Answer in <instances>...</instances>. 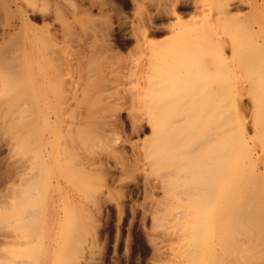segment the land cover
<instances>
[{
    "label": "rangeland",
    "instance_id": "obj_1",
    "mask_svg": "<svg viewBox=\"0 0 264 264\" xmlns=\"http://www.w3.org/2000/svg\"><path fill=\"white\" fill-rule=\"evenodd\" d=\"M22 13L25 24L0 44L11 59L0 58V264H241L253 255L245 263L263 264L264 0H0V30ZM226 114L246 132L248 153L235 150L233 125L222 144ZM201 173L214 186L189 200L206 204L185 203L187 176L198 191ZM229 178L253 179L243 184L250 194ZM243 192L253 194L251 212ZM198 205L199 231L180 228L195 222L182 208ZM229 209L263 221L257 233L247 226L262 238L238 236Z\"/></svg>",
    "mask_w": 264,
    "mask_h": 264
},
{
    "label": "bare ground",
    "instance_id": "obj_2",
    "mask_svg": "<svg viewBox=\"0 0 264 264\" xmlns=\"http://www.w3.org/2000/svg\"><path fill=\"white\" fill-rule=\"evenodd\" d=\"M131 2H132V1H131ZM174 5H175V4H174ZM180 5H181V4H180ZM10 6H11V5H10ZM10 6H9V5H8V6L6 5V10H7L8 12L11 11V7H10ZM18 8H20V6H19ZM170 8H171V7H170ZM15 9H16V8H15ZM15 9H14V10H15ZM174 9H175V8H174ZM14 10H12V11H14ZM16 10H19V9H16ZM181 11H182V10H181ZM14 12H15V11H14ZM14 12H13V13H14ZM174 12H176V10H174ZM165 13H166V12H165ZM179 13H180V12H179ZM173 14H174V13H173ZM19 16H20V17H19V19H17V23H16L15 20H13V21H11L10 23L7 24L6 28H2V29L0 30V44H1V43H4V42H6V41H7V43H8V41H10V39H11V37H12L11 32H13V30H15L16 28L18 29L19 27H17V26L22 27L21 25H22V24H25V22H26V18L23 16V13H22L21 15H19ZM159 16H160V15H159ZM180 18H181V17H180ZM156 19H157V18H156ZM151 21H152V20H151ZM153 22H154V21H153ZM162 22H163V21H162ZM18 23H19V24H18ZM146 24H147V23H146ZM146 24H145V25H146ZM162 26H163V25H162ZM145 29H148V27H147V28L145 27ZM145 29H144V31H141V32H140V35H139V37L137 38V41H139V40H140V41L145 40V37H146V35H147V32H146ZM142 30H143V29H142ZM16 33H17V32H16ZM202 33H203V32H202ZM137 34H138V33H137ZM13 35H14V34H13ZM11 41H12V40H11ZM14 41H15V37H14L13 42H14ZM18 41H19V40H18ZM13 42H12V43H13ZM9 43H11V42H9ZM14 43H15V42H14ZM2 45H3V44H2ZM5 45H7V44H5ZM10 45H12V44H10ZM20 46H21V45H20ZM8 48H9V52H11V51H10V48H11V47L9 46ZM2 49L5 50L4 47H3V48L0 47V50H2ZM1 52L3 53V50H2ZM5 53H6V52H5ZM3 54H4V53H3ZM9 54H11V53H9ZM0 55H1V54H0ZM7 55H8V54H5V55H4V59H3V57H0V58L3 59L2 62L5 60V58L7 59V58L9 57V55H8V57H7ZM1 56H2V55H1ZM19 56H20V55H19ZM13 57H14V58H17L18 55H17V57H16V55H14ZM8 60H9V58H8ZM10 60H11V59H10ZM10 60H9V61H10ZM14 60H17V59H13V60H12V61L15 63ZM149 60H150V59H149ZM0 61H1V60H0ZM12 61L10 62L11 65H12V63H13ZM6 62H7V61H6ZM6 62H4V63H6ZM0 63H1V62H0ZM4 63H3V64H4ZM7 64H8V63H6V65H2V66H7ZM16 64L18 65V64H20V63H17V62H16ZM16 64H15V66H17ZM21 64H22V63H21ZM21 64H20V65H21ZM0 65H1V64H0ZM20 65H19V67H20ZM9 66H10V65H9ZM11 67H12V69H13V65H12ZM0 68H3V67L0 66ZM7 68H8V67H7ZM4 69H6V68L4 67ZM8 69H10V68H8ZM8 69H7V70H8ZM12 69H11V70H12ZM17 69H18V68H17ZM11 70H10V71H11ZM14 70H16V69H14ZM14 70H12V71H14ZM8 71H9V70H8ZM10 71H9V72H10ZM5 72H6V70H5ZM16 72H18V71L16 70ZM18 73H19V72H18ZM21 73H23V72H21ZM9 74H10V73H9ZM12 74H13V72H12ZM14 74H15V72H14ZM23 74H24V73H23ZM10 75H11V74H10ZM10 75H9V76H10ZM17 75H18V74H17ZM6 76H7V75H6ZM10 77H11V76H10ZM13 77H14V76H13ZM13 77H12V78H13ZM18 77H20V75H19ZM21 79H22V77H21ZM260 82H261V81H260ZM21 83H22V82H21ZM243 83H244V82H243ZM251 83H252V82H251ZM258 84H259V83H258ZM237 85H238V84H237ZM235 87H236V86H235ZM236 88H238V87H236ZM241 89H242V87H241ZM256 89H258V88H256ZM260 90H261V89H260ZM235 91H236V90H235ZM238 91H239V89H238ZM252 91H253V90H252ZM256 91H257V90H256ZM241 92H242V90H241ZM241 92L239 91V92H238V95H239V93L241 94ZM249 92H250V91H249ZM250 94H251V93H250ZM224 96H225L224 98H226V95H224ZM236 96H237V94L235 93V97H236ZM239 96H240V95H239ZM227 97H228V98H226V99L228 100V99H229V95H227ZM258 97H259V96H258ZM258 97H257V98H258ZM226 99H225V100H226ZM237 99H238V96H237ZM235 100H236V98H235ZM239 100H240V99H239ZM258 100H259V99H258ZM236 102H239V101L236 100ZM257 102H258V101H257ZM257 102H256V103H257ZM225 103L227 104V102H225ZM259 103H260V102H259ZM221 104H222V103H221ZM223 104H224V103H223ZM223 104H222V105H223ZM235 104H236V103H235ZM231 105H232V103H231ZM255 105H257V104H255ZM236 106H237V105H236ZM260 106H261V105H260ZM230 107H231V106H230ZM222 109H223V108H221V110H222ZM258 109H260V108H258ZM263 109H264V107H263ZM219 111H220V110H219ZM219 111H218V113H219ZM223 111H224V109H223ZM259 111H261V110H259ZM228 112H229V110H228ZM228 112H226V113H228ZM257 112H258V111H257ZM261 112H262V111H261ZM229 113H231V112H229ZM259 113H260V112H259ZM254 114H255V113H254ZM222 115H223V114H221V117H222ZM226 115H227V114H226ZM228 115H229V114H228ZM228 115H227V121H226V119H224L226 122H228V121L230 122L232 119H231V120H228V119L235 117L233 114H232V115L230 114V115H231L230 117H229ZM235 115H236V114H235ZM256 115H257V113H256ZM261 115H262V116H260V117H256V118L260 119L261 117H264L263 114H261ZM223 116H225V115H223ZM224 118H226V117H224ZM235 118H236V117H235ZM235 118H233V120H234ZM256 118H255V119H256ZM220 120H221V118H220ZM222 120H223V117H222ZM233 120L231 121V124H229V125H227V126L225 125V126H226L225 129L223 128V129H220V130H222V131L224 130V131H225V130L227 129V127L230 128V129H232V130L235 129L234 131L230 130V134H231V131L235 133V135H234V133H232L233 136H234V138H232V139L235 140V144H236V147H237V149H235V148H234V149H235L236 151L238 150L239 153H240V151L243 150V149L245 150V152H247L246 150L249 149V148L245 146V145H247V143L244 144L245 141H243L244 139H246V138H244V136H243V134L246 133L245 130H244L245 128L243 129L245 133H243V131L240 130V129L242 128L241 125H240L241 123L239 122V123H240V124H239V125H240V127H239L240 129H239V128H237L238 126H235L236 124H238V122L236 123V121H235V125H233V124H234V123H233ZM253 121H256V120L253 119ZM253 121H252V123H253V125H254L255 122H253ZM258 121H259V120H257V122H258ZM226 122H225V123H226ZM229 122H228V123H229ZM257 122H256V125H257ZM226 124H227V123H226ZM258 124H259V122H258ZM232 125L235 126L234 129H233V126H232ZM256 125H254V126H256ZM263 125H264V124H263ZM229 126H231L232 128L229 127ZM259 126H260V125L256 126V127H258V129H257L258 131L255 130V129H256L255 127H253L254 130L256 131V133H258L259 130H261V129L259 128ZM260 127H261V126H260ZM153 129L159 130V129H166V128L154 127ZM263 129H264V128H263ZM228 130H229V129H228ZM228 130H226V132H224V133L220 132V133L222 134V135L220 134L221 139H222V137H225V136H224L225 133L228 134ZM262 132H263V131H262ZM262 132H261V133H262ZM259 134H260V133H259ZM262 134H263V133H262ZM225 135H226V134H225ZM256 135H257V134H256ZM246 136H247V135H246ZM257 136H258V135H257ZM259 136H261V135H259ZM259 136H258V137H259ZM262 136H264V134H263ZM262 136H261V137H262ZM225 138H226V137H225ZM229 138H230V137H229ZM229 138H228V139H229ZM228 139H226V140L228 141ZM224 140H225V139L223 138V139H222V144H223V143H224V144L226 143V142H225L226 140H225V141H224ZM229 140H230V139H229ZM234 140H233V142H234ZM246 141H247V140H246ZM227 143H228V142H227ZM229 143H231V142L229 141ZM22 145H24V144H22ZM225 146L228 147L227 145H225ZM245 147H246V148H245ZM249 147H250V146H249ZM241 148H243V149H241ZM227 149H228V148H227ZM227 149H226V150H227ZM250 149H251V147H250ZM227 151H228V150H227ZM227 151H225L224 154H226ZM251 151H252V150H249L250 153H252ZM229 153H230V150H229ZM229 153H227L228 156H229ZM243 153H244V152H243ZM243 153H241V156L243 155ZM247 153H248V152H247ZM247 153H245V157H246V154H247ZM233 154H238V153L233 152V151L231 152V155H230L231 157H229V160L231 159V161H232V156H234ZM247 155H248V154H247ZM249 155H250V154H249ZM224 156H225V155H224ZM226 156H227V155H226ZM226 156H225V159L228 158V157L226 158ZM236 156H237V155H235L234 158L239 160L238 157L240 156V154H239V156H237V158H236ZM243 157H244V156H243ZM243 157H240V159L242 158L241 162H243ZM234 158H233V159H234ZM251 158H252V157H251ZM251 158H250V156H249L248 158H244V159L250 161ZM23 160H24V159H23ZM227 160H228V159H227ZM180 161H181V160H180ZM234 161H235V160H234ZM237 162H240V160L237 161ZM237 162H236V163H237ZM244 162H245V161H244ZM244 162H243V163H244ZM20 163H21V162H20ZM233 163H235V162H233ZM236 163H235V164H236ZM17 164H18V163H17ZM21 164H22V163H21ZM21 164H20V165H21ZM235 164H234V165H235ZM241 164H242V163H241ZM241 164H240V166L243 167V164H242V165H241ZM24 165H25V164H24ZM187 165H188V164L185 163V166H186V168H185V171H186L185 176L188 175L187 172H192V171H193V169H192L189 165H188V167H187ZM229 165H230V164H229ZM229 165H227V166H229ZM237 165H238V164H237ZM237 165H235V168H236ZM15 166H16V165H15ZM21 166H22V165H21ZM40 166H41V165H40ZM40 166H38L37 168H40V170H41L42 168H41ZM227 166H226V168H228ZM238 166H239V165H238ZM238 166H237V167H238ZM19 167H20V166H19ZM19 167H18V168H19ZM23 167H24V166H23ZM26 167H28V166L26 165ZM229 167H230V166H229ZM183 168H184V167H183ZM24 169H25V167H24ZM27 169H28V168H27ZM34 169H36V168H34ZM176 169L178 170L177 167H175V170H176ZM230 169H231V168H230ZM238 169H240V167H238ZM15 170H16V169H15ZM36 170H37V169H36ZM175 170H174V171H175ZM226 170H228V169H226ZM232 170H233V171H231V173H234V167H233ZM18 171H19V170H18ZM21 171H23V170H21ZM24 171H25V170H24ZM236 171H237V168H236ZM243 171H244V170H243V168H242L241 173H242V174H244V173L246 174L247 171H244V173H243ZM32 172H33V171H32ZM238 172H239V171H238ZM34 173H35V172H34ZM38 173H40V172H37V174H38ZM235 173H237V172H235ZM239 173H240V172H239ZM239 173H238V174H239ZM251 173H252V171H251ZM31 174H32V173H31ZM177 174H178V173H176V176H177ZM182 174H183V173H181V175H182ZM227 174H228V173H227ZM248 174H249V172H248ZM248 174H247V175H248ZM259 174H260V173H259ZM38 175H39V174H38ZM181 175H178L177 177H180V178H181V177H182ZM228 175H230V174H228ZM228 175H227V177H229ZM232 175H233V174H232ZM232 175H231V176H232ZM247 175H246V176H247ZM30 176L32 177V175H30ZM33 176H34V174H33ZM171 176H172V174H171ZM174 176H175V175H174ZM174 176H172V177H174ZM176 176H175V177H176ZM183 176H184V174H183ZM235 176H237V175H234V177H235ZM240 176L243 177V175H240ZM240 176H238V177H240ZM244 176H245V175H244ZM260 176H261V175H260ZM28 177H29V176H28ZM28 177H27V178H28ZM232 177H233V176H232ZM238 177H237V178H238ZM33 178H34V177H33ZM33 178H31V179H33ZM197 178L200 180V185H199L198 188H197L198 191H193V190L191 189V181H190V179L188 178V176H187V179L189 180V182L187 183V188L185 189L184 192L182 191V192L187 196L186 198H184V199H185L184 202H185V203H190V205H192V204H199V203H200L199 205H201L202 203L206 204V200H205V199L191 200V202H190L189 198H190L193 194H196V193L199 194V195L202 194V193H204V192L209 193V192L212 190L211 186H212V187L214 186V184H213V182H212V183H211V186H210V189L208 188L207 177H206L205 174H202V173H201V174L198 175ZM235 178H236V177H235ZM235 178H232V179H234V181H236L237 179L235 180ZM248 178H249V175H248L247 179H248ZM257 178H261V177H257ZM24 179L26 180V177H25ZM24 179L22 180V181H23V182H22L23 184H24V182H25ZM227 179H228V178H227ZM232 179H231V180H232ZM241 179L243 180V178H241ZM247 179H245L246 183H242V184H239V181H236V182H238L239 186H238V185H235V186H234V189H236V191L234 190V192H236V193L238 192L236 186H237L238 188H240V185H241V188H242L243 184L245 185V184H247V183H250V184L253 183V182H250V181L253 180V179H251V180H250V179L247 180ZM261 179L263 180V178H261ZM229 180H230V178H229ZM231 180H230V181H231ZM238 180H239V178H238ZM242 180H240V181H242ZM259 180H260V179H259ZM28 181H30V180H28ZM28 181H26V182H28ZM40 181H41V180H39V183L42 182V181H41V182H40ZM234 181H233V182H234ZM253 181H254V180H253ZM231 182H232V181H231ZM233 182H232V183H233ZM236 182H234V183L236 184ZM243 182H244V181H243ZM28 183H29V182H28ZM36 183H37V182H36ZM36 183H35V184H36ZM42 183H43V182H42ZM234 183H233V184H234ZM168 184H169V183H168ZM230 184H231V183H230ZM233 184H231V185H233ZM250 184H248L249 187H251ZM259 184H260V183H259ZM33 185H34V184H33ZM37 185H39V184H37ZM42 185H44V184H42ZM252 185H254V184H252ZM255 185H258V184H255ZM261 185H262V184H261ZM261 185H259V186L261 187ZM3 186H4V185H3ZM8 186H9V185H8ZM22 186H23V185H22ZM35 186H36V185H35ZM248 186H247V185H246L245 187L243 186L242 189H243V190L246 189L245 191H247L248 188H246V187H248ZM5 187L7 188V185H6V184H5ZM9 187H10V186H9ZM9 187H8V188H9ZM33 187H34V186H33ZM38 187H39V186H38ZM257 187H258V186H257ZM8 188H7V189H8ZM241 188H240V189H241ZM244 188H245V189H244ZM251 188H253V186H252ZM262 188H263V191H264V187H263V186H262ZM9 189H10V188H9ZM14 189H15V188H14ZM35 189H36V187H35ZM15 190H16V189H15ZM20 190H23V189H20ZM39 190H40V189H39ZM42 190H44V189L42 188ZM243 190H241V191H243ZM250 190H251V189H250ZM250 190H249V192H250ZM255 190L257 191L258 189L255 188L254 190L252 189L251 191L254 192ZM13 191H14V190H13ZM17 191H18V190H17ZM27 191L29 192V190H27ZM245 191H244V192H245ZM256 191H255V193H256ZM259 191H260V189H259ZM8 192H9V191H8ZM8 192H7V193H8ZM14 192H15V191H14ZM20 192H21V191H20ZM37 192H38V191H37ZM199 192H202V193H199ZM239 192H240V190H239ZM244 192H243V194H240V198H241V195H242V197H243V195H245L246 192H245V193H244ZM257 192H258V191H257ZM21 193H22V192H21ZM23 193H24V192H23ZM23 193H22V194H23ZM240 193H242V192H240ZM247 193H248V191H247ZM255 193H254V194H255ZM258 193H259V192H258ZM15 194L17 195L16 192H15ZM248 194H250V193H248ZM10 195H11V194H10ZM10 195H8V196H10ZM252 195H253V194H252V192H251V195H249V198H248V197H247V198H248V199H251V198H252ZM259 195H260V194H259ZM261 195L263 196V193H262V192H261ZM246 196H247V195H246ZM246 196H245V197H246ZM255 196H256V195H255ZM262 196H261V198H262ZM17 197H18V195H17ZM23 197H24V198L22 199V201L25 202V200H26L27 198H26L25 196H23ZM235 197H236V198H235V199H236L235 202H237V199L239 198V196H238V198H237V194H236ZM250 197H251V198H250ZM11 198H12V197H11ZM247 198H246V199H247ZM261 198H260V199H261ZM241 199L244 200V202L241 200L243 203H245L246 201H248V202L245 203V204H248V203L251 204V203L253 202L252 200H254V199L252 198V199H251L252 202H249V200H246L245 198H241ZM12 200H15V201H16V199H14V197H13ZM29 200H30V198H29ZM245 200H246V201H245ZM27 201H28V199H27ZM36 201H37V199H36ZM40 201H41V200H40ZM175 201H176V200H175ZM175 201H171V203L173 204V202L175 203ZM241 201H240V202H237V204H238V203H242ZM20 202H21V201H20ZM176 202H179V201L177 200ZM211 202H213V200H211ZM232 202H233V201H232ZM232 202H231V205L233 206V203H232ZM10 203H11V202H10ZM14 204H15V202H14ZM35 204H36V203H35ZM42 204H43V203H41V205H42ZM229 204H230V203H229ZM245 204L237 205V210H238V208H239V209L241 208V207H238V206H241V205H242V206L244 207V209H245V211H244V209H243V212H244V213L247 212L248 209L245 208V206H246ZM252 204H253V203H252ZM199 205L197 206V208L189 207V206H188L189 208H186V207H183V208H182V211H183L182 213L185 214V212H187V214H185V215L183 214L184 216H187V215H188L187 217H189V214H190V215L194 214L192 218L195 219V220H194L195 222H193V223H191V222L188 223V222H189V221H188L187 223H184V222L182 221V222H183V223H182V222L180 221V223H181V224L179 225L180 228L183 227V230H185L184 228H186V230L188 229L189 232H190V230H191V232H192V231H196V233H197V230H198L199 228L202 227V226L200 227V221H199V220H196V218H197L196 216L199 215V212L197 211V210H199V208H200ZM244 205H245V206H244ZM38 206H39V205H38ZM38 206H37V208H39ZM232 206H230V209H231V210H233V207H232ZM253 206H254V205H253ZM253 206H251V207L253 208ZM18 207H19V206H18ZM40 207H41V206H40ZM246 207H249V204H248ZM235 208H236V207H235ZM252 208L249 207V209H251L250 212L252 211ZM28 209H29V208H28ZM30 209H31V208H30ZM32 209H33V212H36V211H34L35 208L32 207ZM230 209H229V210H230ZM37 210H38V209H37ZM172 210H173V209H172ZM174 210H175V209H174ZM180 210H181V208H180ZM186 210H187V211H186ZM231 210H230V212H229V213L232 214V216L230 217V218H231L230 220H232V217H233V219L235 218V217L233 216V213H234V215L237 213V210H236V213L233 212L234 210L231 212ZM240 210H241V212H242V209H240ZM256 210H257V208L254 209L253 212L255 213ZM258 210H259V208H258ZM27 211H28V210H27ZM28 212H30V211H28ZM28 212H27V213H28ZM175 212H176V210L174 211V213H175ZM197 212H198V213H197ZM239 212H240V211H238L237 217L239 216V218H240V217H242V218L239 219V218L236 217V218H235V219H237V220H236V223H237V224L240 223V226H242V223H241V222H244V223H247V222H248L247 225H244V226H245V228H247V229L249 228V230L246 231V230L244 229V227L242 226L243 229H244L245 231L242 230L244 233H243L242 231L240 232V231H239V230H240V226H238V230H237V231H238L239 233H238L237 231L235 232V229H237V224H236V225H235L236 227H235V229H234V232H235L234 235H235L236 233H238V236H240L239 234L242 233L243 235L241 234L242 236H240V237L243 238V237L246 236L245 234H246L247 232L252 231V230H250V229L253 228V230H254V227H255V230H256L257 228H260V227H261V224H262L263 221H261V223L259 222L260 225H259V224L256 225L255 223L258 221V219H257V220L253 219V217H255V216L252 217V219L255 221L254 224L256 225V226H254V227H253L254 224H251V222H254V221H251V222H250L249 220H245L246 217L244 218L243 215H246V214L248 215L249 211H248L246 214L243 213V214H241V215L239 214ZM36 213H37V212H36ZM36 213H33V214H36ZM170 213H173V211L170 210ZM170 213H169V214H170ZM257 213H258V212H257ZM259 213L261 214V211H259ZM21 214H22V213H21ZM23 214H24V213H23ZM31 214H32V212H30V214H28V215L31 216ZM33 214H32V215H33ZM177 214H178V213L175 214L176 217H177ZM179 214H180V213H179ZM250 214H251V213H249L248 216H251ZM25 215L27 216L26 212H25ZM183 215H180V216H183ZM195 215H196V216H195ZM255 215H256V214H255ZM257 215L260 216V218H263L261 215H259V214H257ZM6 216H7V215H6ZM19 216H20V215H19ZM19 216H18V217H19ZM21 216H22V215H21ZM26 216H25V217H26ZM169 216H170V215H169ZM194 216H195L196 218H194ZM235 216H236V215H235ZM7 217H8V216H7ZM7 217H5L4 220H6V219L9 218V217H8V218H7ZM173 217H174V215H173ZM178 217H179V216H178ZM198 217H199V216H198ZM14 218H15V217H14ZM27 218H28V216H27ZM30 218H34V217H30ZM35 218H36V217H35ZM171 218H172V215H171ZM179 218H180V217H179ZM190 218H191V217H190ZM17 219H18V218H16V220H17ZM19 219H20V218H19ZM175 219H176V218H175ZM243 219H244L245 221H243ZM248 219H251V218L249 217ZM14 220H15V219H14ZM14 220H13V221H14ZM16 220H15V222H14L15 224H16ZM173 220H174V219H173ZM186 220H187V219H186ZM202 220H203V219H201V221H202ZM239 220H241V221L239 222ZM8 221H9V219H8ZM19 221H20V220H19ZM19 221L17 220V222H18L17 224H20V223H21V222H19ZM191 221H192V220H191ZM6 222H7V221H6ZM6 222L4 221V223H6ZM203 222H204V221H203ZM230 222L233 223V221H230ZM234 222H235V221H234ZM249 222H250V223H249ZM9 223H11V222H9ZM244 223H243V224H244ZM2 224H3V223H2ZM17 224H16V225H17ZM21 224H22V223H21ZM178 224H179V223H178ZM248 224H249V226L252 225V226H250V227H252V228L247 227ZM3 225L8 227L9 225H12V224H9V225H7V224H3ZM229 225H232V226H233L234 224H229ZM257 226H258V227H257ZM176 227H177V226H176ZM198 227H199V228H198ZM173 228H174V227H173ZM178 228H179V227H178ZM180 228H179V230H182V229H180ZM231 228H232V227H231ZM233 228H234V227H233ZM189 229H190V230H189ZM241 229H242V228H241ZM261 229H262V228H261ZM174 230H175V232H176L177 229L174 228ZM174 230H173L172 232H174ZM183 230H182V231H183ZM186 230H185V231H186ZM200 230H203V229H200ZM228 230H229V229H228ZM230 230H231V229H230ZM232 230H233V229H232ZM232 230H231V231H232ZM255 230H254V231H255ZM263 230H264V228H263ZM263 230H262V231H263ZM27 231H28V230H27ZM185 231H183V234H184ZM188 231H187V232H188ZM198 231H199V230H198ZM254 231L251 232V233H250V232L247 233V235H248V236H251V235H254V234H256V233L258 232V231L256 230L257 232L255 231L256 233H254ZM180 232H181V231H180ZM189 232L186 233V234L189 235ZM232 232H233V231H232ZM263 232H264V231H263ZM193 233H195V232H193ZM226 233H227V232H226ZM253 233H254V234H253ZM261 233H262V232H261ZM6 234H8V233H6ZM177 234H178V230H177ZM183 234H182V236H183ZM186 234H185V235H186ZM228 234H231V233L229 232ZM249 234H251V235H249ZM2 235H3V234H2ZM234 235L231 234V236H234ZM258 235H260V230H259V233H258V234H256L255 236H251L253 239L250 237L251 240L254 241V239L262 238V236L260 237V236H258ZM263 235H264V233H263ZM3 236H4V235H3ZM174 236H175V235H174ZM199 236H200V235H199ZM235 236H237V234H236ZM235 236H234V237H235ZM248 236L246 237V239H249ZM28 237H29V236H28ZM179 237H181V235H180V236H177L176 239L179 238ZM197 237H198V236H197ZM254 237H255V238H254ZM256 237H257V238H256ZM193 238H196V237H193ZM199 238H200V237H199ZM199 238H198V239H199ZM237 238H238V237H237ZM26 239H28V238H26ZM243 239H244V238H243ZM28 240H29V239H28ZM190 240H191V239H190ZM238 240H240V241L238 242L239 244L236 242V241H238ZM244 240H245V239H244ZM259 240L261 241L262 239H259ZM259 240H255V241H259ZM263 240H264V238H263ZM4 241H5V240H4ZM242 241H243V240H242ZM252 241H251V242H252ZM195 242H196V241H195ZM226 242H228V241H226ZM233 242H234V243L236 242V245L238 244V245H237V246H238V247H237L238 249H242V248L239 246V245H241V244L243 243V242H241V239H240V238L237 239V240H236V238H235V240H233ZM245 242H246V241H245ZM245 242H244V243H245ZM247 242H248V243L250 244V246H251L252 243L250 242V240L247 241ZM182 243H183V242H182ZM186 243H187V242H186ZM193 243H194V242H193ZM198 243H200V242L198 241ZM198 243L196 242V244H198ZM203 243H204V242H203ZM203 243H202V244H203ZM229 243H230V242H229ZM244 243H243V244H244ZM248 243H246L248 246H247L246 244H245V245H246V247L249 248V244H248ZM256 243H257V242H256ZM261 243H262V241H261ZM196 244H193L192 246H194V245H196ZM243 244H242V245H243ZM257 244H258V243H257ZM263 244H264V242H263ZM180 245H181V244H180ZM184 245H185V244H184ZM186 245H187V244H186ZM186 245H185V246H186ZM190 245H191V244H190ZM242 245H241V246H242ZM255 245H256V244H253V245L251 246L252 248L250 247L251 250H253V246H255ZM259 245H260V244H259ZM163 246H165V244H164ZM181 246H183V244H182ZM181 246H179V247H181ZM192 246H191V247H192ZM198 246H199V245H198ZM229 246L231 247L232 244L230 243ZM229 246L227 245V247H229ZM243 246H244V245H243ZM166 247H167V246H166ZM191 247H190V248H191ZM195 247H197V246H195ZM230 247H229V248H230ZM246 247H244V249H245V250H249V249H247ZM260 247H261V245H260ZM260 247H259V249H260ZM263 247H264V245H263ZM263 247H262V248H263ZM186 248H187V247H186ZM192 248H194V247H192ZM198 248H199V247H198ZM231 248L233 249V247H231ZM235 248H236V247H235ZM235 248H234V249H235ZM262 248H261V249H262ZM181 249H182V248H181ZM202 249H203V248H202ZM225 249H226V248H225ZM238 249H236V252H239V253H241V254H243L242 252L245 251L244 249H243L242 252H241V250L237 251ZM255 249H256V251H257V246L255 247ZM255 249L253 250V252L255 251ZM177 250H178V249H177ZM182 250H183V249H182ZM189 250H190V249H189ZM189 250H188V251H189ZM191 250H192V249H191ZM196 250H197V251H196ZM198 250H199V249H195V251H196L197 253H198ZM164 251H165V249L163 250V252H164ZM166 251H167V250H166ZM168 251H169V249H168ZM179 251H180V250H179ZM226 251L229 252V251H231V250H230V249H226ZM234 251H235V250H234ZM249 251H250V250H249ZM256 251H255V252H256ZM258 251H259V250H258ZM180 252H181V251H180ZM183 252H186L185 249H184ZM190 252H191V251H190ZM236 252H235V253H236ZM250 252L252 253V251H250ZM259 252H260V251H259ZM28 253H29V252H28ZM174 253L176 254V251H175ZM178 253H179V252H178ZM186 253L189 254V252H186ZM226 253H227V252H226ZM239 253L235 254V256H236V255L238 256ZM245 253H246V256H250V255H252L251 253H249V255H248V254H247L248 251H245ZM21 254H22V253H21ZM26 254H27V253H26ZM180 254H181V253H180ZM255 254H256V253H255ZM262 254H264V253H262ZM262 254H261V255H262ZM30 255H31V254L29 253V256H30ZM172 255H174V254H172ZM186 255H187V254H186ZM186 255H185V256H186ZM231 255H232V252L230 253V256H231ZM6 256H8V255H6ZM176 256H177V255H176ZM197 256H198V255H197ZM218 256H219V255H218ZM227 256H228V255H227ZM232 256H233V255H232ZM235 256H233V257L236 258L237 256H236V257H235ZM239 256H240V254H239ZM242 256H243V255H242ZM205 257H206V256H205ZM219 257H220V256H219ZM233 257H232V258H233ZM253 257H255V256L253 255V256H250L249 258H251V260H252ZM9 258H11V257L8 256V259H9ZM12 258H15V257H12ZM174 258H175V256H174ZM178 258H179V256H178ZM181 258H182V257H181ZM183 258H184V257H183ZM183 258L180 259V260H183V261L180 262V264L184 263V260H185V259H183ZM228 258H229V256H228ZM228 258H227V259H228ZM242 258H243V257H242ZM249 258H245V256H244L243 259H241V258H240V259H241L242 261H244V262H243L244 264H247V263H249V262H247V263H245V262H246L247 259L249 260ZM256 258H257V259L254 258L255 260H257V261L254 260L255 262L261 261V259L259 260L260 255H259V258H258L257 256H256ZM261 258L264 259L263 257H261ZM6 259H7V258H6ZM8 259H7V260H8ZM18 259H19V258H18ZM222 259H224V257L221 258V260H222ZM227 259H226V260H227ZM229 259H230V258H229ZM238 259H239V257H238ZM245 259H246V260H245ZM201 260H202V259H201ZM248 260H247V261H248ZM251 260H250V263H251ZM13 261L15 262L14 259H13ZM13 261H12V262H13ZM173 261H174V260H173ZM176 261H177V260H176ZM199 261H200V260H199ZM215 261H216V260H215ZM242 261H240V263H241ZM263 261H264V260H263ZM263 261H262V263H263ZM8 262H9V261H8ZM14 262H13V263H14ZM177 262H179V259H178ZM202 262H203V260H202ZM219 262H220V261H219ZM224 262H226V261H224ZM224 262H223V263H224ZM235 262H236V261H234V263H235ZM238 262H239V261H238ZM220 263H222V262H220ZM231 263H233V262H231ZM234 263H233V264H234ZM243 263H241V264H243ZM258 263H259V262H258ZM258 263H257V264H258ZM260 263H261V262H260ZM260 263H259V264H260ZM165 264H166V263H165ZM168 264H170V263H168ZM203 264H204V263H203ZM205 264H206V263H205ZM251 264H252V263H251ZM263 264H264V263H263Z\"/></svg>",
    "mask_w": 264,
    "mask_h": 264
}]
</instances>
